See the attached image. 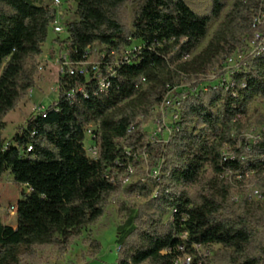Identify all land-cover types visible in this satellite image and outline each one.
I'll use <instances>...</instances> for the list:
<instances>
[{
  "label": "trees",
  "instance_id": "obj_1",
  "mask_svg": "<svg viewBox=\"0 0 264 264\" xmlns=\"http://www.w3.org/2000/svg\"><path fill=\"white\" fill-rule=\"evenodd\" d=\"M129 1L74 0V20L65 24L74 64L87 61L93 45L104 47L103 76L108 77V65L114 73L109 89L99 91L91 70L66 71L50 108L18 127L8 144L0 132V180L9 171L26 188L13 208L16 225H6L0 217V264H21L49 246L66 250L85 227L103 217L118 190L114 178L140 160L148 165L144 176L160 173L154 190L142 183L128 187L129 195L146 202L132 209L118 229L116 264H185L180 262L184 256L186 264H264V135L249 147L236 134L247 119L248 101L264 93V64L256 65L249 89L238 98L218 88L189 95L168 141L150 143L137 122L169 90L221 66L250 34L258 0H234L191 64L181 61L207 37L226 0H209L212 10L206 16L184 0H144L132 29L123 22ZM55 18L41 0H0V46L43 45ZM133 42L140 51L129 62L114 65L110 55ZM134 101L135 107L128 105ZM238 116L242 122L237 124ZM259 122L264 125L263 118ZM239 143L242 147L236 149ZM224 145L236 150L226 160ZM90 148H97L96 158L89 155ZM251 173L261 200H234L232 179L244 181ZM198 248L211 249V255Z\"/></svg>",
  "mask_w": 264,
  "mask_h": 264
},
{
  "label": "rangeland",
  "instance_id": "obj_2",
  "mask_svg": "<svg viewBox=\"0 0 264 264\" xmlns=\"http://www.w3.org/2000/svg\"><path fill=\"white\" fill-rule=\"evenodd\" d=\"M184 1L201 16L209 15L212 10V3L209 0ZM233 1L226 0V9L221 17L211 22L207 37L191 55L181 61L182 64L185 62L191 64L194 58L205 50ZM143 3L144 0H130L125 5L123 22L127 28L132 29L134 18ZM41 5L49 6L55 11V17H57L55 19L65 32L59 34L54 31V27H51L47 41L43 45L0 46V132L6 144L10 143L18 127L24 126L32 116L50 108L59 96V79L65 69V60L68 56V43L66 42L68 35L65 24L74 20L73 14L76 5L74 0H59V3L54 0H41ZM133 43L139 44L138 42ZM105 54L106 50L103 46L93 45L88 59L81 69L86 71L89 67L98 65ZM218 68L219 66L210 70L206 78L202 77L178 85L170 97V108L162 111L161 108L156 107L148 117L138 118L137 122L150 143L161 142L160 140L168 141L170 135L168 127L173 125L172 106L183 97V92L187 88L191 85L205 84L202 83L205 82L203 80L210 79V76L217 72ZM147 86L146 82L143 83V88ZM260 102L251 103L250 117L243 122L242 129L236 132L240 138L246 140L249 147L256 144L255 140L258 136L264 135V125L259 122L262 118L264 119ZM134 103L136 101L128 105L135 107ZM87 141L88 146L90 140ZM241 147V143H239L236 149ZM235 151L233 146H228L224 150L231 156L235 154ZM247 152L249 153L250 150ZM146 158L144 157V159ZM145 172H148V165L145 161L140 160L136 166H130V169L118 180L114 178L118 190L109 199L105 214L95 224L85 227L81 231L80 237L75 239L66 250L62 252L53 246L38 249L33 259H25L21 264H116L119 252L118 229L132 209H138L146 202L143 197L137 194L129 195L128 187L142 183L154 190L160 170L150 171L144 176ZM232 180L235 183L232 188L234 200L242 197H248L255 202L261 200V198H257V194H260L261 190L253 173L244 181H241L239 177ZM25 192L26 188L17 185L9 171L0 180V217L4 224L16 225L13 208L22 199ZM191 193L194 194V191L191 190ZM218 249L219 246L213 247V250ZM198 251L206 257L211 255V249L198 248ZM188 259L187 256H184L180 262L186 264Z\"/></svg>",
  "mask_w": 264,
  "mask_h": 264
},
{
  "label": "built area",
  "instance_id": "obj_3",
  "mask_svg": "<svg viewBox=\"0 0 264 264\" xmlns=\"http://www.w3.org/2000/svg\"><path fill=\"white\" fill-rule=\"evenodd\" d=\"M54 1L59 3V0H54ZM51 27H54V31L59 34L65 32L64 29L58 24L56 19L52 23ZM140 49L141 47L139 45L133 44L131 47L126 48L119 54L112 53L110 55V58H113L115 60L114 65L118 66L120 63L124 61L129 62L131 60V57L135 55L136 53H138ZM105 58H106V54L102 56V59L100 60L98 65L93 66L92 68L89 67L88 70L85 71L81 69V66L84 63H86V61L74 64L70 59L69 51H68V56L66 57V60H65L66 70L64 69L62 74L65 73L66 71L69 72L71 75H73L75 71L80 72V73H88L90 69L91 71L94 72V74L98 76L97 78L99 79V91L105 92L110 87V82H109L110 77L114 75L112 66L108 65V70H107L108 77L105 78L103 76L101 65L103 63L102 61ZM259 62H262L264 64V0L257 1L255 13L250 23V34L245 36L241 44L231 54L225 57L224 62L221 64V66H219L218 70L215 69L217 72H214L215 71L214 70L213 71L214 73L210 76V79L208 78L207 81L204 80L205 82H202L205 84H201L202 86L200 85V87L191 85L189 88H187L183 92V97H181L179 101L172 106L173 125L168 127L170 135L173 132V128L179 122V110L182 106V103L183 101L187 99L189 95H195L198 92H200V90H204V89L206 90L207 88H218V89L224 90V92H226L227 94H230L231 96L235 98H238L243 93H245L247 89H249L247 80L250 79V77H253L254 70L256 69V65ZM176 89L177 87H174L167 92L164 100L158 106V108H161L162 111L170 108V104H171L170 97L172 93L175 92ZM74 92L75 91L71 92L69 94V97H72ZM259 101H261L260 103L263 108L262 112H264V93L256 94L247 103V109H248L247 119L251 115L250 114L251 103L252 102L255 103ZM241 118H242L241 116H238L234 120V122L237 124L241 123L242 122ZM246 120H244V122ZM234 136L235 135L233 134V137ZM262 137H263L262 135L258 136V138L255 140L256 144L262 140ZM228 146L229 145L223 146L224 160H226V158L229 156V154L224 152L225 148ZM88 153L92 158H96L98 156L97 148H90L88 150ZM257 195H258L257 198H261L260 194H257ZM118 248L120 250L119 246Z\"/></svg>",
  "mask_w": 264,
  "mask_h": 264
}]
</instances>
